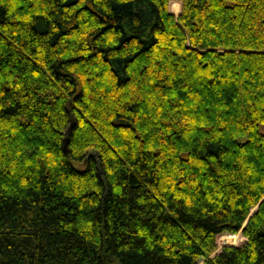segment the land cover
Instances as JSON below:
<instances>
[{"label":"trees","instance_id":"obj_1","mask_svg":"<svg viewBox=\"0 0 264 264\" xmlns=\"http://www.w3.org/2000/svg\"><path fill=\"white\" fill-rule=\"evenodd\" d=\"M167 5L0 0V264H264V0Z\"/></svg>","mask_w":264,"mask_h":264},{"label":"rangeland","instance_id":"obj_2","mask_svg":"<svg viewBox=\"0 0 264 264\" xmlns=\"http://www.w3.org/2000/svg\"><path fill=\"white\" fill-rule=\"evenodd\" d=\"M168 11L170 13H172L174 16H177L178 13L180 12V8H181V0H168ZM225 235H230V238L227 242L223 241V237ZM240 231L237 233H222L220 235V237L218 238V243H217V247L216 249L210 254L211 256L216 254L217 252H219L220 247L222 245H235L238 244L240 242ZM232 238V239H231ZM199 264H201V260L199 262Z\"/></svg>","mask_w":264,"mask_h":264},{"label":"water","instance_id":"obj_3","mask_svg":"<svg viewBox=\"0 0 264 264\" xmlns=\"http://www.w3.org/2000/svg\"><path fill=\"white\" fill-rule=\"evenodd\" d=\"M71 126H72V122L68 125L66 129V134L69 133ZM63 147L66 148V138L64 139Z\"/></svg>","mask_w":264,"mask_h":264}]
</instances>
